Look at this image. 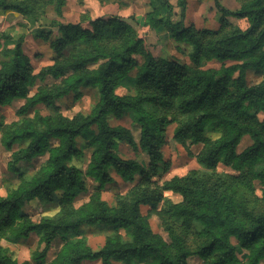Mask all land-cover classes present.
Segmentation results:
<instances>
[{
  "label": "trees",
  "instance_id": "16d2710c",
  "mask_svg": "<svg viewBox=\"0 0 264 264\" xmlns=\"http://www.w3.org/2000/svg\"><path fill=\"white\" fill-rule=\"evenodd\" d=\"M174 1L177 21L172 20L170 0H149L165 11V18L152 10L144 26L162 28L176 43L188 45L192 67L156 59L145 51L133 18L92 19L84 12L74 24L52 20L49 26L56 29V36L46 32L41 37L53 57L36 73L23 51L25 36L13 42L11 35L1 32L0 108L14 100L23 104L15 112L17 120L0 122V147L9 153L6 169L17 178L15 187L0 196V240L17 242L38 235L43 249L34 253V262L45 259L58 236H71L46 264H188L193 256L201 264H264V211H256L252 199L258 182L264 205V0H242L235 11L213 0L219 15L217 31L186 26L188 0ZM65 3L0 0V11L37 20L53 6L61 18ZM229 17L247 20L248 27L230 25ZM6 42H13L12 47ZM204 61H216L220 67L203 69ZM249 74L260 81L249 83ZM124 87L132 88V93L118 94ZM80 88H96L98 101L88 114L64 116L57 100L79 95ZM41 108L49 113L42 114ZM124 111L140 129L138 143L128 129L109 124ZM172 124L176 143L202 146L196 155L200 168L159 183L153 178L170 168L161 148ZM246 136L251 144L238 152ZM81 137L89 151L84 174L71 164L82 155L77 147ZM120 144L141 150L148 165L123 158ZM44 155L46 160L33 173L19 169ZM219 164L234 173L219 174ZM112 172L132 186L110 205L101 192L114 182ZM85 178L93 182L92 192L75 207V191L85 190ZM166 193L180 201H171ZM55 198L59 211L53 217L34 222L22 213L33 200ZM144 206L147 215L141 212ZM150 215L157 217L168 241L153 232ZM85 226L113 232L93 250L79 237ZM239 252L244 258L239 259ZM0 264L19 263L0 247Z\"/></svg>",
  "mask_w": 264,
  "mask_h": 264
},
{
  "label": "rangeland",
  "instance_id": "374dc122",
  "mask_svg": "<svg viewBox=\"0 0 264 264\" xmlns=\"http://www.w3.org/2000/svg\"><path fill=\"white\" fill-rule=\"evenodd\" d=\"M221 4L228 10L235 11L240 8L242 0H220ZM170 4L173 7L174 16L173 21L178 20L179 9L174 0H170ZM152 10H157L156 17L160 19L165 18V11L157 5H152L149 0H105L104 4H100L97 0H66L65 7L63 9L62 17H57L53 6H48L42 16L37 20L31 18H23L15 13H3L0 11V34L11 35L13 42L21 35L25 36L23 51L30 58L31 63L34 66V72L50 64L53 53L49 50L48 44L45 43L41 37V33L51 32V37L56 36V29L51 28L49 25L52 20H58L64 24L77 23L81 13H88V15L94 19L97 17H121V18H133L137 21V25H133L138 35L144 41L145 51L151 53L156 59L176 60L179 64L193 66L189 53L190 47L186 44H178L173 38L164 30H150L144 26L145 16ZM219 15L215 9L213 0H188L187 10L184 23L186 26H193L197 30L207 29L217 31L219 29L218 23ZM230 25L238 27L241 30H245L248 27V22L245 19L227 18ZM13 42L4 43L8 47H12ZM2 57H0L1 61ZM135 59L140 62L141 58L136 56ZM230 65V62H226ZM203 69L213 68L218 69L220 64L216 61L203 62ZM130 74H133L131 72ZM248 82L251 84L258 83L260 77L249 74ZM34 88L31 89L30 94H33ZM132 93V88H120L118 94ZM99 95L96 88H80L79 95L69 94L68 96L57 100L56 105L60 108L61 113L66 117H72L77 113L88 114L92 107L98 101ZM23 104L21 100H14L11 104L5 105L0 108V122L10 123L17 120L15 114L16 110ZM42 114H48L49 110L41 108ZM110 126H122L128 129L136 143L140 138V129L128 115L127 111H124V115L120 119H109ZM175 125H169L165 131V143L161 148L165 161L170 162L169 171L163 174L160 178H153V181L158 180L162 183L165 180H169L172 177H182L186 175L190 170L199 169V165L196 162V155L202 148L201 145H194L190 141L186 142V147L176 143L173 140V131ZM92 130H96L95 127ZM212 138L215 135L208 133ZM86 138L81 137L78 139L77 147L81 150L82 155L79 158H74L71 162L75 165L83 174L86 171V167L89 160V151L84 148ZM251 144V140L246 136L244 137L237 151L241 152ZM120 155L125 159H133L137 161L141 166L146 167L148 165V158L141 150H133L126 144H120ZM47 156H41L29 163L20 164L18 167L27 174H31L38 169V167L46 160ZM9 160V153L5 152L0 147V196H4L7 189L15 187L17 178L9 173L6 169V163ZM217 172L233 174L234 172L219 164L217 166ZM114 182L107 184L102 192L101 196L104 201L113 205L115 203V197L118 195H124L130 188L131 184L124 183L115 173H111ZM85 190L75 191L74 205L80 206L86 202L93 189V182L90 179L84 180ZM254 195L252 198L255 210L260 212L264 211V205L262 204L261 187L258 182L254 183ZM165 196L173 202L180 201V197L171 193H166ZM59 211V207L56 198L53 202L45 200H33L24 205L22 213L28 215L34 222H38L42 217H53ZM148 207H141L143 215H147ZM149 224L153 232L159 234L165 241H168L167 234L164 232L159 220L155 215L149 216ZM112 229L106 227H82L80 238H85L87 245L93 249L98 250L104 243L105 238L112 234ZM123 233V232H122ZM65 239H72L71 236H58L54 241L52 248L47 253L44 260L36 263L32 260L34 253L41 252L43 245L39 243L38 235L32 233L25 240L13 242L9 239L0 240V247L6 249L7 254L19 264H46L51 261L61 246L64 244ZM236 244L235 240H233ZM238 251L239 246L236 244ZM240 253V252H239ZM239 259L244 258V255L240 253ZM241 256V257H240ZM83 264H100L99 261H86ZM117 264V263H116ZM188 264H201V260L193 256L188 259Z\"/></svg>",
  "mask_w": 264,
  "mask_h": 264
},
{
  "label": "crops",
  "instance_id": "0c3cea01",
  "mask_svg": "<svg viewBox=\"0 0 264 264\" xmlns=\"http://www.w3.org/2000/svg\"><path fill=\"white\" fill-rule=\"evenodd\" d=\"M11 13V12H10ZM50 50V49H49Z\"/></svg>",
  "mask_w": 264,
  "mask_h": 264
}]
</instances>
